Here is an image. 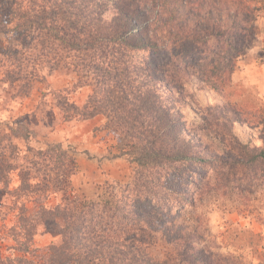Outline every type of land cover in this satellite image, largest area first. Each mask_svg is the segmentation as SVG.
<instances>
[{"label":"clouds","instance_id":"clouds-1","mask_svg":"<svg viewBox=\"0 0 264 264\" xmlns=\"http://www.w3.org/2000/svg\"><path fill=\"white\" fill-rule=\"evenodd\" d=\"M0 264H264V0H0Z\"/></svg>","mask_w":264,"mask_h":264}]
</instances>
